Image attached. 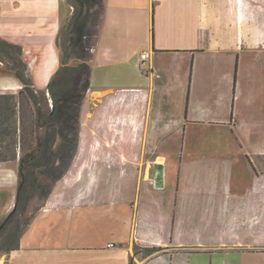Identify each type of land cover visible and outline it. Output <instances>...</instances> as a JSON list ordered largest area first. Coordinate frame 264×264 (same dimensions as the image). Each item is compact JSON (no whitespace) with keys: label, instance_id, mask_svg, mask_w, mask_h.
Instances as JSON below:
<instances>
[{"label":"crops","instance_id":"crops-1","mask_svg":"<svg viewBox=\"0 0 264 264\" xmlns=\"http://www.w3.org/2000/svg\"><path fill=\"white\" fill-rule=\"evenodd\" d=\"M71 21L91 38L88 118L96 110L111 140L118 108L121 144L89 149L104 158L95 176L56 182L0 263L264 264V11L250 0H0V38L22 47L47 95ZM21 87L0 62V95ZM154 88H172L175 101L160 108ZM115 151H138L136 164ZM16 174L0 165V220ZM133 244L161 249L138 257Z\"/></svg>","mask_w":264,"mask_h":264},{"label":"trees","instance_id":"trees-1","mask_svg":"<svg viewBox=\"0 0 264 264\" xmlns=\"http://www.w3.org/2000/svg\"><path fill=\"white\" fill-rule=\"evenodd\" d=\"M74 26L71 21L65 27V29H70V34L68 41L59 45L60 66L48 82V95L45 91L37 90L34 87L27 64L22 58V47L0 38V62L22 86L17 95H0V163L18 161L14 207L0 224V242L6 239L10 242L6 248L0 245V253L18 249L19 238L31 218L26 220L23 228H19V217L25 212L31 198V196H26L25 200L23 196L26 193L27 185L37 180L36 172H43L52 167L59 170L62 167L64 172L59 173L54 181L66 184L75 176L79 177V173L75 174L73 164L75 158L84 155L85 149L110 147L114 150L119 149L121 144L119 134L123 133V127L119 124L118 108H116V112L113 109L115 114L113 113L108 124L112 134L111 140L105 139L104 130L100 128L101 123L98 122V119L96 120V110L93 111L92 117L88 118L87 95L91 69L85 58L91 50V38L82 37L80 30H77L76 33ZM49 99L53 103L51 108ZM26 108L29 109L30 115V133L34 135L27 145L28 148H26V142L22 136L25 127L20 124L22 112ZM17 115H19L18 119H16ZM140 126L141 120L134 127L139 131ZM41 129H44L42 137L38 134ZM55 141H59L57 151L54 150ZM88 143H92V147L86 148ZM17 151L21 153L19 157H17ZM115 153L122 161L136 164L135 155L138 151H134V155L131 157L121 156L118 151ZM83 165L86 167L89 164ZM70 173L71 177H68ZM55 190L58 192L57 189ZM49 191L46 199L52 193ZM61 192L65 197L72 195L70 189L63 188ZM160 249L152 247L146 251L152 255L153 252ZM136 255L135 251L133 256ZM129 264H133L132 259Z\"/></svg>","mask_w":264,"mask_h":264},{"label":"rangeland","instance_id":"rangeland-1","mask_svg":"<svg viewBox=\"0 0 264 264\" xmlns=\"http://www.w3.org/2000/svg\"><path fill=\"white\" fill-rule=\"evenodd\" d=\"M250 3H253L257 9H260V11H264V0H259V2H257V0L256 1L250 0ZM65 16H66L65 11L61 10L59 13V17H60L61 21H63ZM257 23H258V21H257ZM1 25H3V24H1ZM65 27L63 29H61V31H59L58 40H57L58 46L60 44L68 41L70 29L69 28L65 29ZM139 74L141 76H145L146 80H149V77L144 75V73H142L141 71H139ZM189 75H190V72L188 70H187V74H185V72H183L181 75L182 79L185 81V84H184L185 88H187V86H188ZM95 89H101V88H95ZM103 89H111L112 92L110 94H113L116 92V90L118 88H103ZM146 89H148V88H146ZM171 89L172 88H164V90H160L159 88H154L153 96H154L155 100L157 101V105L160 108L166 109L168 102L173 103L175 101L174 93L171 91ZM110 94H108V95H110ZM18 116L19 115L16 116V119H18ZM29 118H30L29 109L26 108V109H24V112H22V116L20 118L21 119L20 120L21 126L23 127V125H24V127H25L24 130L22 131V136L26 142V148H28L27 147L28 143L31 142L30 139L34 138V135L32 133H30ZM18 129H19V126H18ZM38 134L42 137L44 135V129H41L38 132ZM18 135H19V131H18ZM58 145H59V141H55V143H54V150L55 151L58 150ZM87 145L88 146H86V148L92 147V143L91 144L88 143ZM182 145H183L182 139L176 143V149H175L176 154H177L176 162L178 161V156L181 154L179 152H180V150H182ZM89 149L90 148L85 149V153L83 156H80V157L78 156L77 158H75V162L73 164V167L75 169V174L76 173L81 174V178L84 177V179L85 178L87 179L89 176H91V177L95 176V172L97 171L96 167H94V162H93L94 159L89 154V152H90V151H88ZM20 155H21V153H19L17 151V157H19ZM113 159H115V158H107V157L105 158V160L107 162L109 160H113ZM96 160H97L96 164H98V163H102L104 158H96ZM56 164H55V166H56ZM83 164H89L90 166L87 165L86 167H83L84 166ZM110 164H112V162ZM0 165L3 168L16 169V171H17L18 161L0 163ZM91 165H93V166H91ZM79 166H81V167H79ZM83 169H85L87 171L85 172V171H83ZM79 170H81V171H79ZM63 172H64V170L62 167H60L59 170H55L52 167V168L46 169L43 172H36L35 173V177L37 178V180L35 182H33V183L31 182L27 185L26 193L23 196V199H25V200H26V196L27 197L31 196V198L29 199V201L27 203V207H26L25 212L23 213L22 216L19 217V223H20L19 228H23V225L26 222V220H28L31 217V215L43 205V203L46 200L45 197L47 196L49 189H50V191H52V187L54 186V183H55V181H54L55 177L58 176L59 173H63ZM68 177H71V173L68 175ZM83 191L86 193V195H84L85 197L86 196L96 197V196H99V193L103 192L104 189L103 188H98V189L97 188L96 189L86 188ZM12 209L9 211V213L12 211ZM9 213L6 214L5 218L8 216ZM3 221H4V219L0 220V224ZM8 242H10V240H7V239L0 242L1 247L6 248L9 244ZM135 251L137 254L136 256H138V257H145V256L147 257V255H151L149 251L148 252L146 251V249L141 248L137 244H133L132 255H134ZM153 253H157V252H153ZM0 264H3V263H0Z\"/></svg>","mask_w":264,"mask_h":264},{"label":"built area","instance_id":"built-area-1","mask_svg":"<svg viewBox=\"0 0 264 264\" xmlns=\"http://www.w3.org/2000/svg\"><path fill=\"white\" fill-rule=\"evenodd\" d=\"M146 57H147L146 54H142V55H141V60H144ZM141 65H142V64H141Z\"/></svg>","mask_w":264,"mask_h":264}]
</instances>
